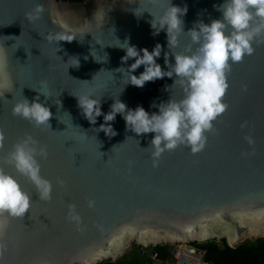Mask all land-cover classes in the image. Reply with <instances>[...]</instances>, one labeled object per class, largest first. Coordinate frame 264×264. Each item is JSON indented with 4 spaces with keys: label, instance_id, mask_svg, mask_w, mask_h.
Returning <instances> with one entry per match:
<instances>
[{
    "label": "water",
    "instance_id": "water-1",
    "mask_svg": "<svg viewBox=\"0 0 264 264\" xmlns=\"http://www.w3.org/2000/svg\"><path fill=\"white\" fill-rule=\"evenodd\" d=\"M171 3L187 7L181 17L187 32L197 22L220 19L214 5L224 0ZM36 4L44 12L30 22L25 13ZM137 7L153 15L161 11L148 0H0V131L5 137L0 165L14 143L31 136L47 148V158L40 159L41 175L52 183L51 200L42 201L25 177L4 166L32 202L22 219L0 217L6 222L2 239L7 246L0 264H97L117 260L134 245H168L177 264H197L182 258L184 252L204 259L205 251L194 247L195 242L223 239L232 248L246 238L264 237V43L254 44L251 56L232 65L223 97L228 108L195 155L181 146L163 153L153 167L150 150L144 149L153 133L127 131L117 114L109 122L117 134L108 137L94 130L104 123L103 115L95 125L81 115L79 95L100 99L104 114L116 98L149 114H158L153 104L181 98L179 86L167 90L175 77L138 88L124 85L115 71L134 62L121 63L125 52L115 46L125 39L150 52L159 43L156 62L167 70L166 33L153 35L151 15L138 18L133 12ZM65 31L76 39L58 42L61 50L56 52L45 36ZM188 44V36L181 35L172 51L183 52ZM70 57L79 60L78 67L71 66L75 61ZM169 62L174 63L171 55ZM143 70L141 66L132 74ZM37 91L50 95L39 97L52 113L50 129L12 115L17 101L24 97L31 102ZM57 99L60 105L54 103ZM245 121L248 126L242 129ZM245 135L255 143L249 146ZM68 204L76 206L79 226L66 219Z\"/></svg>",
    "mask_w": 264,
    "mask_h": 264
},
{
    "label": "clouds",
    "instance_id": "clouds-1",
    "mask_svg": "<svg viewBox=\"0 0 264 264\" xmlns=\"http://www.w3.org/2000/svg\"><path fill=\"white\" fill-rule=\"evenodd\" d=\"M148 3L160 8V14L153 15L147 10L139 12L138 7L133 12L138 18L145 12L151 15L149 23L154 30L153 35L159 34L161 30L165 31L169 49L164 52L167 70H163L156 62L162 51L159 43L150 52L147 48L138 50L125 39L123 43L119 41V46H115L125 52L121 63L126 64L130 59H134V62L127 68L120 67L115 71L121 73L124 85L130 84L138 88H142L146 82L175 77L167 90L179 86L181 98L176 100L170 97L167 102L153 104L152 107L158 108V114H149L140 106L134 110L129 109L116 98L110 105V111L104 114L101 112L100 99L91 94L75 97L81 115L90 125H95L97 117L103 115L104 123L94 129L96 132L102 131L108 137L115 136L117 133L109 122H113L116 115L120 114L127 131L137 136L153 133L149 146L144 149L150 150L152 166L157 167L160 157L166 151H174L182 146L195 155L205 148L207 134L214 131V122L228 108L223 97L229 87L227 77L232 65L242 62L245 56H251L255 51L254 44L264 43V0H224L219 6L214 5L222 14L220 19L207 24L197 22L187 32L183 30L184 21L181 19L187 12L186 6H175L171 0H148ZM43 12V5L36 4L25 13V18L30 22L36 21L42 17ZM181 35L188 36L189 44L183 52H173L172 49L179 47ZM45 39L54 43L58 52L61 50L58 42L71 43L76 37L65 31L49 33ZM169 55L174 58V63L169 62ZM68 60L75 61L72 67L79 66L78 59L70 57ZM141 66L144 68L143 72L138 76L133 75ZM40 95L46 99L50 97L44 91H39L31 102L22 97L13 105L12 115L27 120L33 127L47 126L50 129L52 113L49 107L39 102ZM54 103L60 105L58 99ZM247 126L246 121L241 124L242 129ZM4 139V134L0 131V148L4 146ZM243 139L249 146L255 143L250 135H245ZM136 141L138 144L139 141ZM46 158V146L40 145L31 136L21 138L11 146L0 165V217L22 219L32 202L31 196L22 189L17 179L5 170V165L25 177L33 185L40 200H51L52 183L41 175L40 159ZM57 183L63 185L64 182L58 180ZM94 204L93 200L88 201L89 207H94ZM67 207L66 219L79 226L82 221L76 212V206L68 204ZM5 228L6 222L0 221V257L7 247L2 239ZM77 230L81 229L77 227Z\"/></svg>",
    "mask_w": 264,
    "mask_h": 264
},
{
    "label": "trees",
    "instance_id": "trees-1",
    "mask_svg": "<svg viewBox=\"0 0 264 264\" xmlns=\"http://www.w3.org/2000/svg\"><path fill=\"white\" fill-rule=\"evenodd\" d=\"M192 245L205 251L204 262L206 264H264V237L246 238L242 243L232 248L226 247L223 239L221 241L210 239V241L195 242ZM133 247L135 248L129 250L117 260H103L97 264H153L154 260H158L159 264H167L174 261L171 255V247L168 245L148 248L134 245ZM143 249L144 252L140 253ZM151 252L152 255L155 254V257L149 256Z\"/></svg>",
    "mask_w": 264,
    "mask_h": 264
},
{
    "label": "bare ground",
    "instance_id": "bare-ground-1",
    "mask_svg": "<svg viewBox=\"0 0 264 264\" xmlns=\"http://www.w3.org/2000/svg\"><path fill=\"white\" fill-rule=\"evenodd\" d=\"M182 255H184V257H182V258H185L188 261H191V262L197 263V264H200V260L202 259V258H199V257H195V255L184 253V252H182Z\"/></svg>",
    "mask_w": 264,
    "mask_h": 264
},
{
    "label": "rangeland",
    "instance_id": "rangeland-1",
    "mask_svg": "<svg viewBox=\"0 0 264 264\" xmlns=\"http://www.w3.org/2000/svg\"><path fill=\"white\" fill-rule=\"evenodd\" d=\"M233 247H234V246H233ZM134 248H135V247L132 246L129 250H132V249H134ZM129 250H128V251H129ZM145 250H146V249H145ZM128 251H127V252H128ZM141 252L143 253V252H144V249L141 250L140 253H141ZM149 256L152 257V256H151V253H149ZM153 257H155V256H153ZM153 257H152V258H153ZM172 257H173V256H172ZM173 258H174V257H173ZM153 264H159V261H158V260H154ZM167 264H177V262H176V258H174V261H172V262L170 261V262L167 263ZM200 264H206V262H204V259H203V258L201 259Z\"/></svg>",
    "mask_w": 264,
    "mask_h": 264
}]
</instances>
